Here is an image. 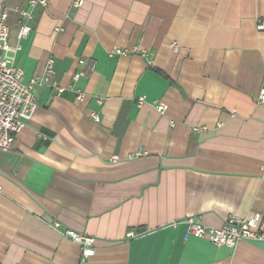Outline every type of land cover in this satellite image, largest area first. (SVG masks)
Listing matches in <instances>:
<instances>
[{
    "label": "crops",
    "instance_id": "0c3cea01",
    "mask_svg": "<svg viewBox=\"0 0 264 264\" xmlns=\"http://www.w3.org/2000/svg\"><path fill=\"white\" fill-rule=\"evenodd\" d=\"M28 1L0 0L15 63L28 82L53 59L65 90L38 85L0 151V264H264V239L214 246L185 223L264 220V0H48L20 38Z\"/></svg>",
    "mask_w": 264,
    "mask_h": 264
},
{
    "label": "built area",
    "instance_id": "2783aa9c",
    "mask_svg": "<svg viewBox=\"0 0 264 264\" xmlns=\"http://www.w3.org/2000/svg\"><path fill=\"white\" fill-rule=\"evenodd\" d=\"M83 0H75L74 5L80 6ZM48 0H29L26 7H18L16 12L25 21L20 25L19 37H26L32 27L28 23L33 18V9L37 6H46ZM9 9L3 6L0 10V151H9L15 144L17 135L26 126L27 121L32 117L37 108V98L35 88L38 85H50L58 93H62L65 87L55 80L56 69L53 59H49L43 75L33 76L28 82H23L24 71L16 65V55L20 46H12L9 42L10 28L8 25ZM259 30H264V20L259 21ZM125 51L121 48H114L109 55H121ZM141 55L146 58L147 52L142 51ZM84 63V61H81ZM82 75L75 73L73 80H77ZM77 99L85 101L87 95L80 89L76 90ZM145 97L139 98V103H143ZM102 101L99 100V103ZM259 102L264 104V88L259 94ZM158 110L162 113L166 105L163 102L154 101ZM93 118L99 121L96 113ZM116 159L117 157H113ZM1 190V186H0ZM187 225L186 236L207 239L214 246H228L234 248L240 241L245 239H264V220L260 214L252 217L229 216L221 226H211L201 222L198 217L189 216L185 219ZM177 221L171 223L176 226ZM56 229H60L61 223H54ZM63 235L81 246L85 257H90L95 253L96 239L92 236L78 232L71 228H65ZM138 233L129 231L127 237H135Z\"/></svg>",
    "mask_w": 264,
    "mask_h": 264
}]
</instances>
